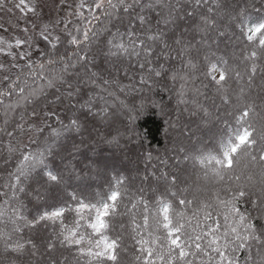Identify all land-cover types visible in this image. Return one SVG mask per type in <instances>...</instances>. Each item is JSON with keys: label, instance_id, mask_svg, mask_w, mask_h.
<instances>
[{"label": "snow or ice", "instance_id": "snow-or-ice-1", "mask_svg": "<svg viewBox=\"0 0 264 264\" xmlns=\"http://www.w3.org/2000/svg\"><path fill=\"white\" fill-rule=\"evenodd\" d=\"M61 2L63 4V0ZM4 4L5 0H0V8H3ZM207 5L208 0H192L190 4H182L180 0H79L74 6H68L72 9L68 15L75 17V22L59 17L43 24L38 34L29 35L26 14L39 16L37 12L39 4L36 0H18L14 4V7L24 14L26 26L22 31L25 35L15 38L14 44L0 37V53L12 57L13 61H16L17 57L19 60L27 59L28 63L24 67L29 70L32 85L28 84L26 77L22 80L19 74L16 79L4 75V87L0 90V105H3L5 96L11 97L15 94L16 103L4 106L5 115L8 110L18 111L21 100L25 105H31V110L23 112L19 121L13 120L14 127L11 131L8 128L12 125H9L7 119L4 122V135L9 138L8 151L20 153L16 157L17 170L15 173H9L4 188L11 191L13 196L16 191L23 192L24 189L20 187L21 178L32 177V173L39 168V172H36L38 179L34 177L33 179L46 193L42 195L41 191L35 190V195L42 202L44 210L41 211L40 207H37L36 215L28 222V226L36 227L42 222L55 223L57 220L63 223L66 212H75L77 225L83 222L95 236L89 239L88 247L85 249L83 236H80L79 232L62 229L61 242L70 246H79V254L87 257L89 264H119L118 252L123 237L117 234L110 238L106 232L112 228L114 218L120 211L122 193L118 189L110 188L109 193L90 199L82 193L73 192L70 203L60 195L63 175L56 171L54 166L49 167L50 146L48 153H28L22 147L13 148L11 140L16 138L18 133L24 132L25 123L31 125L33 121L43 124L42 127H37L36 131L44 137L45 144H48L49 139L58 138L62 133L80 131V116L73 111L75 106L71 103L74 93L79 96L82 92L78 87L79 82L87 77L95 83L92 78L99 75L103 84L110 83L109 79H103V70L94 62L93 45L101 33L93 26V21L100 22L102 19H107L111 27L115 28L114 32L107 27L102 29L103 32L108 33V39L103 42L105 48L96 46L97 54H103L106 59L113 58L112 63L117 71L120 70L119 66L124 64L125 57H135L139 65L141 86L147 85L149 81L158 83L156 78H162L169 71L173 73L171 78L177 79L179 73L166 65L177 57L183 60L185 56L189 59L183 67L200 71L205 77H210L217 85L222 86L233 70L226 65L218 66L207 56L203 61L194 63L193 61L199 60L200 42H196L195 45L185 42L183 39L185 33L176 32L180 27V21L186 22L197 15H200L201 22L205 26L214 24L202 11V7ZM7 10L12 11L11 8ZM207 11L212 12L213 9L208 7ZM237 19L240 34L252 49L250 56L245 59L254 61L258 51L264 54V13L258 14L255 19H250L245 18L242 10ZM32 28L35 29L36 25L33 24ZM40 41L47 42L45 48L40 50V56L46 59L37 65L31 60L32 53L25 51L24 46L32 48L34 43ZM64 44L75 46V49L72 52L65 50L61 54L60 46ZM14 49L20 51L17 53ZM173 52L176 53L175 57L172 55ZM58 64L63 65L59 74L49 76L43 71L46 67ZM11 67L17 68L20 65L13 63ZM36 67L41 71H33ZM70 69H76L78 77L76 84L71 78H67ZM81 69H83L82 75ZM93 69L97 70L93 71ZM0 70L8 71L4 64H0ZM255 72L256 65L253 63L251 73L254 75ZM236 75L239 77L240 73L236 72ZM37 77L40 80L39 85L36 84ZM179 78L185 79L183 76ZM65 86L66 91L63 90ZM46 89H55V91L47 92ZM41 100L44 102L43 107H40ZM228 102L225 100V103ZM77 103H80L79 99ZM91 104L90 99L85 100L81 107H88ZM60 106L70 115L60 117L55 111V108ZM253 109L254 105L238 106L236 108L238 114H234L235 127L226 125L212 150H199L186 158L199 164L206 177L212 175L219 179H223L227 173H232L239 167L241 158H245L250 166L258 169L259 183L253 182L252 176L246 178L247 183H242L241 175H235L234 186L212 192L208 200H197L195 193H192L193 199H188L189 189H181L178 186L181 183L178 175L173 174L171 180L165 176L163 185L158 183L151 189L147 198L142 192L138 202L129 201L132 207L128 211L130 214L134 213L132 231L135 235L132 239L140 245L138 261L142 260L143 264H241V256H243V264H264V125L257 129L251 122ZM103 111L101 109L100 113L93 115H99ZM88 112L91 114V107H88ZM53 117L56 118L59 128L54 124L43 123ZM65 119L67 123L64 122ZM45 133L48 135L45 136ZM0 140H3V137H0ZM7 163L8 161L5 162L6 167ZM172 189L176 190L172 191ZM9 191L0 192V196L7 198ZM196 191L198 192L199 189ZM212 201H215V204ZM5 203L10 201L6 199ZM72 204H75V207ZM194 204H199V209L190 217L184 209ZM240 205L244 207L241 208ZM216 206L225 209L223 224L219 219L213 220L214 214L218 215ZM204 209L207 211H204L201 220L199 211ZM4 216L5 210L0 209V224L5 225L0 227V241H3L5 255L23 254L27 250L26 244H32V241L22 243L13 242L12 239L13 235L20 231L17 222L23 217L16 209H12V214L7 220H4ZM7 224L13 225L10 232L6 231ZM125 228L126 226L121 224V229ZM65 232L68 234L65 235ZM145 235L147 239L144 238ZM78 236L80 238H77ZM51 247L52 245H49V248ZM253 247L259 260L253 256ZM8 264H12V261Z\"/></svg>", "mask_w": 264, "mask_h": 264}, {"label": "trees", "instance_id": "trees-1", "mask_svg": "<svg viewBox=\"0 0 264 264\" xmlns=\"http://www.w3.org/2000/svg\"><path fill=\"white\" fill-rule=\"evenodd\" d=\"M180 2L190 4L192 0ZM208 7L213 11L208 12ZM64 8L72 11L68 6H62V9ZM242 10L245 18L255 19L258 14L264 13V0H208V5L202 7V11L214 24L205 26L200 15H197L186 22L180 21V27L176 29L177 34L185 33L183 37L185 42L194 45L200 42L199 60L193 61L194 63L203 61L207 56L218 66L226 65L233 70L222 86L217 85L210 77H205L200 71L183 67L188 62L187 56L183 60L177 57L166 65L179 73L177 79L173 80L171 78L173 73L169 71L162 78H156L158 83L149 81L147 85L141 86L139 65L135 57H125L124 64L119 66L120 70L117 71L112 63L113 58L106 59L103 54H97L96 46L105 48L103 42L108 39V33L102 29L107 27L114 32L115 28L111 27L107 19L93 21V26L101 33L93 45L94 62L103 70V79H109L110 83L103 84L99 75L92 78L95 83L87 77L79 82L78 87L82 92L79 96L74 93L71 103L75 106L73 111L80 116V131L62 133L58 138L49 139L48 144H45L44 137L36 131L37 127H42L43 124L33 121L31 125L25 123L24 132L18 133L17 137L11 140L13 148L22 147L28 153H48L50 146L49 167L54 166L55 170L63 175L60 195L70 203L73 192L82 193L90 199L109 193L110 188L118 189L122 193L120 211L114 218L112 228L106 232L110 238L117 234L123 237L118 252L119 264H143L142 260H137L140 245L132 239L135 235L132 231L134 213L130 214L128 211L132 207L129 201L138 202L142 192L147 198L151 189L158 183L163 185L165 176L171 180L173 174L178 175L181 181L178 186L181 189H189L188 199H193L192 193H195L197 200H208L212 192L234 186L235 175H241L242 183H247L248 176H252L253 182L257 184L260 181L258 169L250 166L245 158H241L239 167L232 173L225 174L223 179L212 175L206 177L199 164L186 158L199 150H212L226 125L235 127L234 114H238L236 113L238 106L254 105L251 122L257 129L264 125V54L258 51L254 61L245 59L250 56L252 49L240 34L237 17ZM70 21L75 22V17L72 16ZM46 45V41L36 44L31 55V60L35 64L38 65L46 59L40 56V50ZM74 49L75 46L67 44L60 46L61 54L65 50L72 52ZM172 55L175 57L176 53L173 52ZM17 63L20 67L12 68L8 75L12 79H16L18 74L22 80L26 77L31 86L32 77L29 70L24 67L28 60H18ZM253 63L256 65L254 75L251 73ZM62 67L63 65L58 64L46 67L43 71L52 76L59 74ZM33 71L41 70L36 67ZM80 72L82 75L83 69ZM236 72L240 73L239 77ZM180 76L185 79L181 80ZM217 76L218 74H216L218 79ZM67 78H71L76 84L78 79L76 69H70ZM36 84H40L38 77ZM3 87L4 82L0 90H3ZM63 90L66 91V86ZM46 91L54 92L55 89ZM78 99L80 103H77ZM89 99L92 102L88 106L91 107V114L88 107H81V104ZM16 100L15 94L11 97L5 96L3 105H0V137H3V140H0V192L9 191L4 188V184L8 182L9 173L16 172L18 164L16 157L20 155L19 151L11 153L8 151L9 138L4 135V122L7 119L9 125H12L8 128L11 131L14 127L13 120L19 121L23 112L31 110V105H25L21 100L18 111L8 110L5 115L4 106L15 104ZM225 100L229 102L225 103ZM43 106L44 102L41 100L40 107ZM101 109L104 110L103 113L93 115L100 113ZM55 111L62 118L70 115L62 106L56 107ZM64 122L67 123V119ZM43 123L54 124L59 128L55 117ZM47 135L48 133H45V136ZM33 140L36 142H32ZM39 170L37 168L30 178H21L20 187L24 189L23 192L16 191L13 196L9 191L7 198L0 196V209L5 210L4 220L12 214V209H16L23 217L17 222L20 231L13 235V242L32 241V244H26L27 250L23 254L12 253L10 256L5 255L3 241H0V264H8L9 261H12V264H89L88 258L79 254V246L61 242L62 229L79 232L80 236H83L85 249L88 247L89 239L95 236L83 222L77 225L75 212H66L63 223L57 220L55 223L42 222L36 227L28 226V222L36 215L37 207H40L41 211L44 210L42 202L35 195V190L46 195L44 189L33 179V177L38 179L36 172ZM6 199L10 203H5ZM212 203L215 204V201ZM72 206L75 207V204ZM240 207L243 208L244 205ZM198 209L199 204H194L184 211L191 217ZM204 211L207 209L199 211L201 220ZM224 212L223 207L216 206L218 215L214 214L213 220L219 219L223 224ZM121 224L126 228L122 230ZM0 227L5 225L0 224ZM12 228V224L6 225V231L10 232ZM67 234L68 232H65V235ZM144 238L147 239V235ZM49 245L52 247L49 248ZM252 253L254 258L259 260L255 247Z\"/></svg>", "mask_w": 264, "mask_h": 264}, {"label": "rangeland", "instance_id": "rangeland-1", "mask_svg": "<svg viewBox=\"0 0 264 264\" xmlns=\"http://www.w3.org/2000/svg\"><path fill=\"white\" fill-rule=\"evenodd\" d=\"M78 1L79 0H63L62 4L61 0H36L39 4V7L37 8L39 16H33L31 13L26 14L29 35L38 34L41 26L48 23L50 20H55L59 17H64L70 20L72 16L68 15L69 10L66 8L62 9V6L74 5ZM17 2L18 0H5L4 7L0 9V37H4L7 41L13 44L15 38H21L25 35L22 29L26 26L24 14L19 12L14 7V4ZM9 8L12 9L11 12L7 10ZM33 24L36 25L35 29L32 28ZM36 44L37 43H34L32 48L24 46V50L32 53V51L36 48ZM14 51L18 53L20 50L14 49ZM18 60V57L16 61H13L12 57L0 53V64H4L5 68L8 69V71L0 70V86L3 82L4 75H8L10 73L12 70L11 65L13 63H17Z\"/></svg>", "mask_w": 264, "mask_h": 264}]
</instances>
